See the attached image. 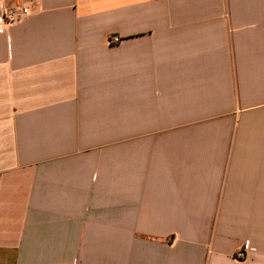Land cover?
I'll use <instances>...</instances> for the list:
<instances>
[{
  "label": "crops",
  "instance_id": "1",
  "mask_svg": "<svg viewBox=\"0 0 264 264\" xmlns=\"http://www.w3.org/2000/svg\"><path fill=\"white\" fill-rule=\"evenodd\" d=\"M11 7L0 264H264V0Z\"/></svg>",
  "mask_w": 264,
  "mask_h": 264
},
{
  "label": "built area",
  "instance_id": "2",
  "mask_svg": "<svg viewBox=\"0 0 264 264\" xmlns=\"http://www.w3.org/2000/svg\"><path fill=\"white\" fill-rule=\"evenodd\" d=\"M27 7H11L4 9L0 15V30L3 26L13 25L18 23L23 17L29 14ZM120 43V39L116 36H111L107 40L108 45H116ZM254 252L253 248H250L247 243L243 244L242 247L237 251L235 257L238 260H245L250 254Z\"/></svg>",
  "mask_w": 264,
  "mask_h": 264
}]
</instances>
